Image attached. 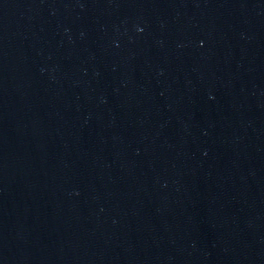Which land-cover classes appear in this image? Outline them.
Segmentation results:
<instances>
[{
  "label": "water",
  "instance_id": "95a60500",
  "mask_svg": "<svg viewBox=\"0 0 264 264\" xmlns=\"http://www.w3.org/2000/svg\"><path fill=\"white\" fill-rule=\"evenodd\" d=\"M0 264H264V0H0Z\"/></svg>",
  "mask_w": 264,
  "mask_h": 264
}]
</instances>
